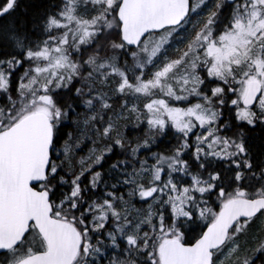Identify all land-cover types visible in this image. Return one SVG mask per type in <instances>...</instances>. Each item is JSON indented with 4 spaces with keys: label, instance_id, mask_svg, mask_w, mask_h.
<instances>
[{
    "label": "snow or ice",
    "instance_id": "1",
    "mask_svg": "<svg viewBox=\"0 0 264 264\" xmlns=\"http://www.w3.org/2000/svg\"><path fill=\"white\" fill-rule=\"evenodd\" d=\"M0 264H264V0H0Z\"/></svg>",
    "mask_w": 264,
    "mask_h": 264
}]
</instances>
